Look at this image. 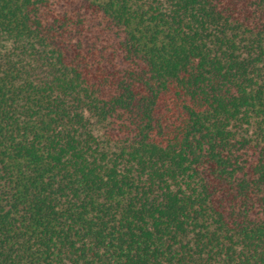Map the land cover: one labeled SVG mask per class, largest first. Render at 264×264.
I'll use <instances>...</instances> for the list:
<instances>
[{
	"label": "trees",
	"instance_id": "16d2710c",
	"mask_svg": "<svg viewBox=\"0 0 264 264\" xmlns=\"http://www.w3.org/2000/svg\"><path fill=\"white\" fill-rule=\"evenodd\" d=\"M0 264H264V0H0Z\"/></svg>",
	"mask_w": 264,
	"mask_h": 264
}]
</instances>
